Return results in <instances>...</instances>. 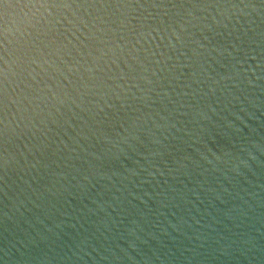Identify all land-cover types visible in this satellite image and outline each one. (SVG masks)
Here are the masks:
<instances>
[{
  "label": "water",
  "instance_id": "95a60500",
  "mask_svg": "<svg viewBox=\"0 0 264 264\" xmlns=\"http://www.w3.org/2000/svg\"><path fill=\"white\" fill-rule=\"evenodd\" d=\"M222 2L227 4L197 12L215 32L186 37V49L171 34L163 42L190 52L199 47L191 40L207 45L208 35L229 51L221 58L228 67L213 63L209 71L243 78L223 81L229 91L208 98L215 111L205 106L206 117L195 109L189 117L169 116L155 94L146 107L132 99L124 103L107 89L77 101L96 113L94 119L75 105L62 107V120L78 125L65 127L79 139L69 162L79 171L56 166L45 181L48 199L32 197L40 208L12 184L25 171L17 166L9 173L8 219L0 218L3 264H264V9ZM241 40L242 50L230 47ZM132 92L140 95L134 87ZM106 113L120 123L139 117L148 131L138 139L116 135L95 123ZM35 142H15L11 150L20 165L25 156L34 158L26 145Z\"/></svg>",
  "mask_w": 264,
  "mask_h": 264
},
{
  "label": "snow or ice",
  "instance_id": "6c2138e0",
  "mask_svg": "<svg viewBox=\"0 0 264 264\" xmlns=\"http://www.w3.org/2000/svg\"><path fill=\"white\" fill-rule=\"evenodd\" d=\"M241 3L245 8L264 9V0H259L258 5L254 0H241ZM222 4L227 3L222 0H0V204L3 205L0 218L5 222L8 219L9 173H15L17 166L25 175L16 173L12 181L15 191L27 193L36 208L41 204L32 197L48 199L45 181L56 174V166H70L79 171L69 165L75 151L72 145L78 144L79 139L65 127L78 125L62 120V107L72 110L75 105L94 119L96 113L81 107L77 101L107 89L124 103L132 99L146 107L151 106L155 94L169 116L178 113L189 117L190 109H195L206 117L205 106L215 111L207 103L208 98L229 91L224 80L235 82L243 78L240 73L217 78L218 72L214 76L209 71L213 63L228 67L221 59L229 52L227 47L208 35L203 37L207 45L198 39L191 40L199 47L191 48L190 52L163 41L171 34L186 49V37H195L197 31L215 32L213 24L197 12ZM260 38L264 51V30ZM244 43L241 40L230 47L240 51L238 45ZM260 67L264 71V55L260 57ZM133 87L140 95L132 92ZM116 89H127L130 95L124 96ZM73 114L81 118L79 113ZM149 119L150 114L143 118L144 123ZM95 123L132 139L148 131L139 117L120 123L106 113ZM89 131L96 135L91 126ZM102 134L107 137L109 133ZM24 138L36 141L26 145L34 158L29 160L25 156V163L20 165L11 149L17 140ZM38 238L47 237L38 234ZM36 239L33 237V241ZM18 251L25 255L24 250ZM6 252L0 246V264Z\"/></svg>",
  "mask_w": 264,
  "mask_h": 264
}]
</instances>
